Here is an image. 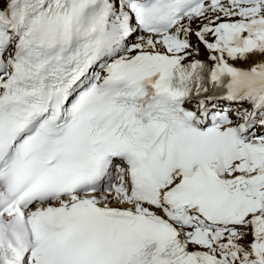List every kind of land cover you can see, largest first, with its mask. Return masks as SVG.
I'll return each mask as SVG.
<instances>
[{
	"label": "snow or ice",
	"instance_id": "1",
	"mask_svg": "<svg viewBox=\"0 0 264 264\" xmlns=\"http://www.w3.org/2000/svg\"><path fill=\"white\" fill-rule=\"evenodd\" d=\"M0 264H264V0H0Z\"/></svg>",
	"mask_w": 264,
	"mask_h": 264
}]
</instances>
